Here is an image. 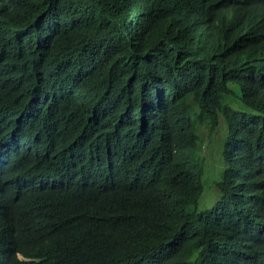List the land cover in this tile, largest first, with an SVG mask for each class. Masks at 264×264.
Wrapping results in <instances>:
<instances>
[{
    "label": "trees",
    "instance_id": "trees-1",
    "mask_svg": "<svg viewBox=\"0 0 264 264\" xmlns=\"http://www.w3.org/2000/svg\"><path fill=\"white\" fill-rule=\"evenodd\" d=\"M0 264H264V0H0Z\"/></svg>",
    "mask_w": 264,
    "mask_h": 264
},
{
    "label": "rangeland",
    "instance_id": "rangeland-1",
    "mask_svg": "<svg viewBox=\"0 0 264 264\" xmlns=\"http://www.w3.org/2000/svg\"><path fill=\"white\" fill-rule=\"evenodd\" d=\"M216 138L219 139V134L216 135ZM211 146V144L209 143L206 147L205 150L208 151L209 147ZM216 159V156H214ZM216 164V163H215ZM214 164V165H215ZM210 190V189H209ZM207 188H205V190L203 191V193L201 194L199 201H198V208H203L205 206H210L212 205V203L214 202V198H213V193L211 192V190L209 191Z\"/></svg>",
    "mask_w": 264,
    "mask_h": 264
}]
</instances>
